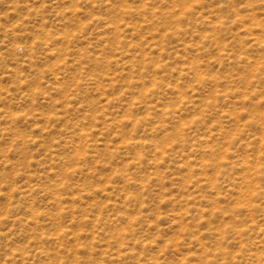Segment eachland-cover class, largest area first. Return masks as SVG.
Here are the masks:
<instances>
[{"label": "rangeland", "instance_id": "1", "mask_svg": "<svg viewBox=\"0 0 264 264\" xmlns=\"http://www.w3.org/2000/svg\"><path fill=\"white\" fill-rule=\"evenodd\" d=\"M0 264H264V0H0Z\"/></svg>", "mask_w": 264, "mask_h": 264}]
</instances>
